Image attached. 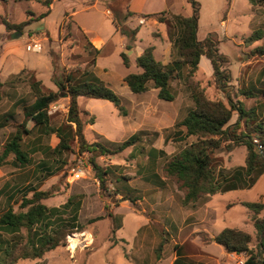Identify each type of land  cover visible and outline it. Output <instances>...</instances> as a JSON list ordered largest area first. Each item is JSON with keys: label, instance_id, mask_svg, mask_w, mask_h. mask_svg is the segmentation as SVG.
<instances>
[{"label": "rangeland", "instance_id": "rangeland-1", "mask_svg": "<svg viewBox=\"0 0 264 264\" xmlns=\"http://www.w3.org/2000/svg\"><path fill=\"white\" fill-rule=\"evenodd\" d=\"M194 1L200 5L196 37L203 41L208 35L212 36L218 52L226 58L220 69L227 72L230 77L225 87L220 88L208 63L209 66L198 64V69L191 80L199 84L209 100H221L226 104L225 96L229 94L233 102H241L245 109H259V117L264 120V56L251 53L256 47L264 46V38L252 44L244 43V40L264 23V2L260 0L259 3L256 2L257 5L252 6L248 0H231L229 8L230 0ZM85 3L89 8L78 11L77 15L71 18L69 14L67 17L63 16L64 11L69 12L72 8L81 9L82 5L69 6L68 0L56 2L42 22L37 21L31 26L32 33L36 28H42L44 40L38 39L40 51L26 52L25 59L33 58L38 61L33 75L36 80L41 81L45 89L57 90L52 81L49 55V52H53L56 57V75L61 77L64 69L78 67L81 72H92L119 97L126 111L125 116H119L109 101L88 98L79 100V108L87 113L84 119L94 118L93 125H86L83 128L88 141L113 145L140 130L148 134L143 136L136 148L130 147L116 155L96 158L95 161L100 166L110 167L108 178L112 179V182L108 183L107 191L100 190L88 163L89 154L78 153L75 142H71L70 153L63 154L54 161L50 152L44 150L57 144L58 139L54 134L39 136L38 132H34L24 137L23 149L30 155L29 162L24 167H16L13 165V156L10 155L0 168V213L7 207L8 197H11L10 204L13 210L19 211L23 192L30 186H35L39 190H48L54 186L53 195L42 202L49 207L60 206L68 197L78 196L81 205L77 222L83 226V230L68 235L64 246L46 252L42 258L21 260L17 264H158L160 259H163V262L170 259L177 244H182V254H196L198 251L195 249L199 247L196 244L200 243V239L202 242L208 240L207 235L200 232V222L203 224L204 221L198 219L200 213H205V209L200 208L204 204L202 199L193 205L183 206L181 204L183 190L179 188V183L175 179L165 177L161 170L163 160L157 159L155 165H152L148 163L146 157V152L151 146L163 149L168 155L176 151L178 143L173 141L175 136L172 134V126L193 107L189 92L183 79L174 77L170 84L175 97L173 101L168 102L158 99L151 85L145 93L134 94L122 81L126 74L137 71L132 62L135 58L136 45L145 48L156 46V59L161 62V55H166L168 59L166 64L176 57L173 48H170L169 52L164 48L170 42V34H176V29L169 28L165 22H158L160 17L169 20L170 24L173 23L167 14L168 7L161 8L159 0H138L131 6L135 14L131 12L132 15L125 21L123 15L127 9V0H91ZM92 3H96L97 6L90 7ZM27 5L29 11L35 13L43 9L34 2ZM171 11L184 16L192 12V4L189 0H173ZM161 12L164 15L144 18L145 15ZM221 21H225V27L221 25ZM24 22L30 24L29 17H26ZM114 22L138 28L130 50L125 49L127 39L125 37L121 39L123 36L117 31ZM71 23L72 35L66 26H70ZM74 23H77L80 29L76 28ZM1 30L4 29L0 25ZM21 40L28 41L27 31H22ZM121 52L129 58L128 69L121 62ZM72 53L75 56L70 58ZM186 72L187 67H181V76H185ZM21 79L9 78L0 88V117L2 115L8 117L7 122L4 121L5 118H0V122L6 124L0 129V150L10 134L15 131L16 125L23 119L22 105L33 101L27 82ZM251 88L256 92L254 97L246 98L241 94L242 91ZM67 108L68 98L60 94L48 111L52 126L57 127L64 123ZM236 117L234 114L230 123H233ZM152 132H158V137L154 138ZM166 136L170 139L164 141ZM193 139L189 137L186 142ZM141 146L144 147L143 153H139ZM245 155L244 146L234 147L229 152L221 150L217 153L226 168L242 166ZM152 172H156L164 180L163 186L146 181V176ZM121 177L126 180H122ZM116 178H119V181L114 183ZM116 186L124 192L128 188V196L134 199V203L120 200L119 195H113ZM30 196L31 193H28L27 197ZM211 198L213 199L207 205V211L212 215L213 230L220 232L230 227L245 231L252 237L250 248L256 251L257 238L250 218L251 213L240 205L242 203L240 201L264 202V173L250 188ZM107 212L112 217L106 216ZM262 215L263 212L259 217ZM97 216L103 218L88 223ZM209 219L210 217L207 222H211ZM115 223L122 227L117 228ZM70 237L78 238L81 244L75 243L70 246ZM6 238V235H0V264L3 258L2 248L6 247ZM211 252L218 256L220 264H240L245 258L243 254L227 252L224 257L218 247ZM192 258L194 259L187 260L189 264L202 260L199 255Z\"/></svg>", "mask_w": 264, "mask_h": 264}, {"label": "trees", "instance_id": "trees-1", "mask_svg": "<svg viewBox=\"0 0 264 264\" xmlns=\"http://www.w3.org/2000/svg\"><path fill=\"white\" fill-rule=\"evenodd\" d=\"M129 1L127 0V9ZM189 1L192 4L190 16L174 15L171 17L172 24L167 19L158 18V22H165L169 28L176 29L175 35L170 34L171 48L174 49L176 57L170 63L162 64L154 57L153 47H146L141 54L134 58L137 71L126 74L122 79L131 93H145L151 85V88L156 90L157 98L168 102L173 101L175 97L170 84L171 80L174 77L181 78L185 83L193 107L172 126V134L175 136L173 141L178 143L176 151L168 155L163 149L151 146L146 152L149 164L155 165L157 159H162L161 170L165 177L173 178L179 183V188L183 190L181 199L183 206L193 205L200 199L205 200L228 191L250 188L264 173V120L259 117V109H245L241 102H233L229 94L225 96L226 104L221 100H209L199 84L191 80L198 69L202 56L209 61L215 81L220 88L225 87L230 76L220 69L226 62V58L218 52L216 41L212 36L208 35L203 41L197 40L199 5L194 0ZM248 1L251 4L260 2V0ZM49 3L48 0L44 2V5L48 7ZM127 9L123 15L125 21L132 15ZM47 15L48 10L38 18L42 19ZM158 15L164 14L163 12L150 14L145 15L144 18ZM2 24L7 31L16 30L19 32L21 27L26 26L28 22L14 25L2 19ZM114 24L121 36L127 39L125 49L130 50L138 28H130L125 23L120 25L114 22ZM263 38L264 23L257 30L255 29L244 40V43L252 44ZM251 53L256 56H264V46L256 47ZM49 55L52 62V81L57 90L45 89L41 81L36 80L34 75L27 73L26 70H22L13 77V80L22 78L21 80L27 82L33 101L22 105L23 119L2 145L0 166L8 156L12 155L13 165L24 167L29 162L30 155L23 149V138L34 132H38L39 136L54 134L58 139L57 144L52 148H44L50 152L53 160L56 161L63 154L70 153L71 142H75L78 153L89 154L88 163L94 178L99 183L100 190L107 191L108 183L112 182V179L108 178L111 172L110 167L100 166L95 161L96 158L116 155L130 147L136 148L143 136L148 133L140 130L124 141L113 145L88 141L83 128L86 125H93L94 118L84 119V115L87 113L79 108L81 98L109 101L119 116H125L126 111L119 97L92 72H81L80 68L76 67L64 69L61 77L56 75L55 54L49 52ZM120 58L123 66L128 68L130 65L128 56L121 52ZM184 66L187 67V72L185 76H181L180 69ZM255 93L252 88L241 92L246 98L254 97ZM60 94L68 98L67 114L64 123L54 127L50 124L48 111ZM234 114L237 115L236 120L230 123ZM0 118H5V122L8 120L7 116L2 115ZM242 123L243 129H241ZM5 125L4 122H0V129ZM151 135L156 138L158 132H152ZM189 137L194 139L191 142H186ZM168 139L170 138L166 136L164 141ZM237 146L245 147L244 164L232 168L224 167L217 153L221 150L229 152ZM34 149L33 147L32 150ZM143 150L144 147L141 146L139 153H143ZM121 178L126 180L124 177ZM118 181L119 178H116L113 182ZM146 181L157 186L165 184L156 172L146 176ZM54 190V186L48 190H39L35 186L28 187L20 199L19 211L13 210L10 204L11 197L7 198V207L0 213V235L7 237L6 247L2 248L1 264H17L21 260L40 259L46 252L64 246L68 235L82 232L83 226L77 222L81 205L79 197L70 196L62 205L49 207L42 201L50 198ZM126 190L124 192L116 186L113 195H119L120 200L134 203V199L128 196L129 189L126 188ZM28 193H31L30 197H27ZM241 205L251 213L250 218L257 238L256 251H253L249 246L252 241L251 235L237 228L222 229L215 235L214 241L227 253L243 254L245 256L243 264H264V258H262V253H264V202H242ZM262 212L263 215L259 217ZM106 216L112 217L108 212ZM102 218L103 216H97L89 220L88 223ZM113 221L115 220L113 219ZM115 224L119 228V224Z\"/></svg>", "mask_w": 264, "mask_h": 264}, {"label": "crops", "instance_id": "crops-1", "mask_svg": "<svg viewBox=\"0 0 264 264\" xmlns=\"http://www.w3.org/2000/svg\"><path fill=\"white\" fill-rule=\"evenodd\" d=\"M46 1H48V0H0V25L4 29L3 31L2 30L0 31V83H1L0 88H2L4 86V83L9 78L13 79V77L16 74H18L19 72H21L22 70H26V72L29 74H33V72L34 73L36 72L38 61L36 59H33V58H31V60L25 59L26 58V52H33V51H26L25 47L29 43L30 40H38V39L44 40V37H43L44 33L41 31L42 28H36L34 33L31 32L30 28L35 22H37V21H38V23L42 22L44 20V18H46L50 14L52 9L54 8L55 3L60 1V0H49L50 3L48 5V7H46L44 5V2H46ZM68 1H69V6L72 5V6L77 7V6L82 5L81 9L72 8L69 12L64 11L63 16L67 17V14H69V16H71V18H73L74 16L77 15L78 11L80 12V11H85L86 9H88L89 6H86L85 2H89L91 0H83L84 3L83 2L80 3L78 0H68ZM135 1H138V0H130L129 4H128V10L132 13H134V11L131 9V6L133 5V3H135ZM144 1H146V0H144ZM29 2L30 3L34 2L35 5H41L43 7V9L39 13L29 11L30 8L27 5V3H29ZM159 2L161 3V8H164L166 6L168 7V10H167L168 16L172 17L174 15H180V14H175L171 11V8L173 6V0H159ZM96 3H92V5H90V7L97 6ZM255 5H257V4H253L252 6H255ZM230 6H231V0L229 1V8H230ZM47 10H48V15L42 19H39L38 16L45 13ZM199 11H200V7H199ZM191 14H192V12L189 14L186 13L184 16L187 17V16H190ZM181 16H183V15H181ZM26 17H29V23L30 24H28L24 27H21V30L19 31L18 35L16 34L17 33L16 30L7 31L5 26L2 24V19H5L10 24L18 25V24H21L22 22H24L26 20ZM198 20H199V18H198ZM221 25L225 27V21H221ZM74 26L76 28L80 29L78 27L77 23H74ZM67 28H68V30H70L71 35H72V32H73L72 23L70 24V26L67 25ZM23 30L27 31V33H28V41L27 42L23 41L24 44L21 40V35H22ZM60 31H61V27H60ZM223 37H225V36H223ZM121 39L123 40L124 37H122ZM197 40L199 41L198 37H197ZM152 47H153V55L156 58L155 54L157 51V47L156 46H152ZM144 48L145 47H139L136 45L135 57L138 56L139 54H141ZM164 48L166 51L169 52L170 48H171V43L170 42L167 43ZM34 53H37V52H34ZM73 55L74 54L72 53V54H70L69 57L72 58ZM161 58L162 59H160V60H161L162 64H166L168 62L166 55H164V56L161 55ZM132 62H134V59ZM208 63H209V61L205 57H203V56L200 57L199 64H206L209 66ZM51 67H52V62H51ZM66 69H68V68H66ZM1 166H0V168H1ZM3 174H2V176H3ZM4 187L5 188L7 187V183L4 184ZM243 190H245V189H243ZM243 190H233V191H243ZM233 191H228L226 193L233 192ZM223 194H225V193H223ZM223 194H217V195H214L211 197H216V196L223 195ZM211 197L210 198L208 197L205 200H202V202L204 204L202 207H200L201 209L202 208L205 209V213H200V215L198 216L199 220L204 221L203 224L200 222V232L202 231L203 233H205V235H207L208 240L205 242H202L200 239V243L196 244L197 246L200 247V248L197 247L195 249L198 251V253L191 254V255H184L181 252V245L182 244H180V245L177 244L178 246L175 245L174 251H173L172 255L170 256V259L168 261H165V262H163L164 261L163 259H160L158 261V264H189V262L187 260L188 259H194L192 257L198 256V255L200 256V259H202V260H197V262L195 264H220L217 260L218 256L215 255V253H212L211 251L214 250L215 247H218V249L221 251L220 253H222V255L224 257L226 255V252L224 251V249L220 245H218L214 241V237H215V235H217L219 233V231L213 230L214 223L212 220V215H210L209 212L207 211L208 210L207 205H209V203H211V201L213 199ZM240 202H245V201H240ZM208 217H210L211 222H207ZM200 218H202V219H200ZM210 219H209V221H210ZM120 227H122V225H119V228ZM188 256H190V257L188 258Z\"/></svg>", "mask_w": 264, "mask_h": 264}, {"label": "built area", "instance_id": "built-area-1", "mask_svg": "<svg viewBox=\"0 0 264 264\" xmlns=\"http://www.w3.org/2000/svg\"><path fill=\"white\" fill-rule=\"evenodd\" d=\"M26 51H33V52H39L40 51V46L37 40H31L25 47ZM235 254V253H232ZM240 264H243L241 261Z\"/></svg>", "mask_w": 264, "mask_h": 264}, {"label": "bare ground", "instance_id": "bare-ground-1", "mask_svg": "<svg viewBox=\"0 0 264 264\" xmlns=\"http://www.w3.org/2000/svg\"><path fill=\"white\" fill-rule=\"evenodd\" d=\"M69 241H70V246H72L75 243L81 244L80 240L78 238H76V237H70ZM70 249H72V247H70Z\"/></svg>", "mask_w": 264, "mask_h": 264}]
</instances>
